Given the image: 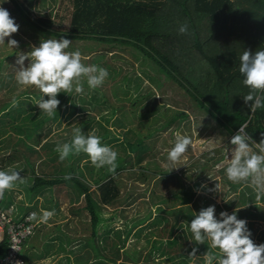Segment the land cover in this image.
<instances>
[{
  "label": "trees",
  "instance_id": "trees-1",
  "mask_svg": "<svg viewBox=\"0 0 264 264\" xmlns=\"http://www.w3.org/2000/svg\"><path fill=\"white\" fill-rule=\"evenodd\" d=\"M27 1L7 0V2L0 4L9 11L11 17L15 18L24 33V37H16L19 42L18 48L27 46L29 51L32 45L38 46L41 39H59L64 36L72 40L68 50L79 49L82 53V62L85 65L102 67L100 60L107 56L127 66L124 68V72L121 70V77L117 80L123 85L125 83L128 85L125 89L122 88V92L127 87L129 89L132 87V90L138 93L135 95L129 93L128 95L130 90H126L125 95H120L118 90H112L109 93V98L112 97L114 102L119 103L110 104V115L105 118L106 122H110V118L115 115V112L123 109L124 101L129 100L130 106L135 111L143 98L150 94L153 95V90L148 91L146 95L139 93L143 78L138 76L135 78L133 75L139 69L148 81L156 85L160 92H168L172 97L178 94H181V97L190 95L188 101L191 102V107L194 109L198 107L201 112L203 111L210 119L215 120L219 127L232 136L239 130L240 125L246 123V132L252 140L258 143L262 138L264 108H259L252 113L248 104L243 101L242 96L249 92V88L243 84L244 77L239 72V57L245 49L252 52L257 49H264V0H73V11L69 16L70 21L67 29H61L60 24L45 15L34 16L30 12ZM181 24H187L188 31L186 34L179 33L178 29ZM117 50H121L122 53H118ZM126 53L130 54L133 59L128 60L124 55ZM6 58V55L0 57V89L6 86L7 90L12 91L17 86V82L15 80L10 83L12 72H6L8 65V62L5 61ZM135 60L139 61V68L135 67ZM111 66L113 63L106 65L110 69L109 76H111V71H115L112 70ZM119 67L122 69V66ZM84 88V94H76L75 92L71 95L63 92L58 94L57 98L60 100V105L53 117H48L34 104L41 93L31 86L23 88L8 99L0 100V112L3 114L5 111L17 120L15 129L19 133L18 140L22 141V138L32 139V143L26 145V151L17 147L19 141L13 143L10 147L14 150L6 165L15 161H22L23 168L32 174V178H30L33 180L32 183L23 188L31 195L28 198L33 201L38 193L44 192L45 187L51 188L56 181L60 180H72L73 186L79 189V194L84 195L86 198L85 209L91 215V230L86 239L92 255L83 259L77 257L78 264H87L91 256L99 258L100 264L107 263V260L111 264H116L117 257L121 255L126 260L117 264H154L150 263L149 260L152 250L158 248L156 241L151 242L150 248L141 258L143 259L141 262H137L140 259L137 250L121 249L130 232L138 224L147 220L152 211L127 220L123 229H113L111 222L115 218V213L106 216L103 209L105 205L109 204H128L129 200H132L134 189L137 186L135 184L136 179L145 181V188H148L152 180L160 183V181L165 182L170 178L177 177L179 181L177 187L179 188H176L177 191L175 190L176 192L173 194L181 197V204L170 208H164L160 205L157 207L164 214H172L174 217L172 231L175 230L177 236L169 243L175 242L178 237H182L184 234H191L185 225L194 218V213H198L201 208L207 207V204L201 205L197 202L189 204L195 194L192 186L182 182L180 175L176 172L173 173V169L169 171V168L164 169L159 165L156 160V151L150 142V137L158 132L159 128H165L170 123H174L176 129L186 119L188 120L189 114L180 112L162 125L149 128L145 134L137 132L135 137L128 138H118L113 128L104 125L102 121H97V126L101 127L102 144L115 143L125 151L129 150L123 155L118 154V166L114 173L109 172L108 168L105 167L103 173L99 178L97 177L98 200L93 196L96 194L95 191L89 192L90 184L87 182L84 173V170L91 172L94 166L88 162L81 166L79 156L70 155L68 162L57 170L58 172L67 171V175H70L71 179H65L66 175H59L58 173L50 177L39 174L36 169L37 160L30 159L31 153L34 152V142L40 143V135L44 132L43 129L46 127L48 130L50 129L51 120L57 118L68 100H71V113L87 109V106L84 105L85 95L90 89L86 83ZM182 88L185 92L180 91ZM103 97L107 98V94L105 93ZM100 98L97 99L100 100ZM109 98L106 99L107 102L110 101ZM31 99L34 101H30ZM13 100L16 101L15 105H13ZM175 104H177L176 101ZM32 107H35L36 110L32 111ZM153 111V108H149L146 110V114L148 115ZM85 121L86 119H83L81 124H84ZM114 122H119L118 117L115 118ZM81 124L78 127H81ZM71 137L72 133L71 136L68 135V137L63 138L69 142ZM57 142L59 141L50 138L41 144L50 148L42 162H45L47 157L52 154L59 156L54 151V145ZM83 155L87 157L86 154ZM203 156L206 159L205 162L201 163V171L223 158L221 155L219 158L211 160L212 158L208 157L207 154H203ZM161 157L167 159V153L162 154ZM142 162H144L142 168L145 170L138 171L139 169L135 167ZM225 168L226 166H223L220 171L224 172ZM124 171L127 172L128 178H131L130 183L128 181L123 183L122 172ZM226 177L223 176V180L233 189L243 185L237 200L239 203L247 204L253 208V211H249L247 216L257 214L264 218V209L253 201L257 197L254 188L247 182L232 183ZM121 188L123 189L121 190ZM11 199L13 198L10 194ZM148 201L151 204L157 203L154 193L149 196ZM11 202L10 204L6 202L5 206H11ZM234 204V200L226 202V207L230 209L229 214L233 212L231 208L235 206ZM18 208L21 210L20 207L13 205L12 212L20 213L22 210L19 211ZM239 212L241 210L237 211L236 214ZM121 215L124 216L123 212ZM156 219H159V216ZM111 232L115 237L120 238L122 233H125V236L120 243L113 242L110 246H103L101 240L106 241ZM28 242L29 240L26 242L25 249ZM199 247L201 249L199 251H218L210 249L207 243H195V248ZM111 254L112 256H110ZM179 263L185 264L186 259L180 260Z\"/></svg>",
  "mask_w": 264,
  "mask_h": 264
},
{
  "label": "rangeland",
  "instance_id": "rangeland-1",
  "mask_svg": "<svg viewBox=\"0 0 264 264\" xmlns=\"http://www.w3.org/2000/svg\"><path fill=\"white\" fill-rule=\"evenodd\" d=\"M72 2L73 0H28L27 4H29L30 12H32L34 16L45 15L60 24L61 29H67L70 21L69 16L73 11ZM17 36L24 37L20 25L18 32L13 34L12 38L18 41L16 38ZM5 42L7 43V38ZM27 49V46L12 49L6 44L0 45V57L7 56L5 59V61L8 62L6 72H12V80L10 83L15 81V61L17 59V53L27 52ZM117 52L122 53L121 50H117ZM124 55L128 60H131L132 56L130 54L126 53ZM100 61L102 62L100 64L107 69L108 73L110 70L106 67L108 64L113 63L111 68L115 71H111V76L108 75L102 86L95 90H89L88 94L85 95L84 105L87 106L86 110H77L71 113V100H68L66 105L62 107L57 118L51 120L49 125L50 129L48 130L47 127L43 129L44 132L40 135V143L37 144L34 142V152L30 155V159L37 160V173L46 175L47 177L55 173L59 175L68 174L67 171H57L68 162V158L60 162L59 156L52 154L47 157L45 162H42L50 148L44 147L41 144L50 138L56 139L61 143L67 142L63 137H68V135L71 136L72 129L78 127L83 119H86V121L84 124H81V130L85 132V134L94 129L97 135L100 136L101 127L97 126V121H102L104 125H108V127L114 129V133L118 135V138H128L135 137L137 132L145 134L149 128L153 126L158 127L178 113L185 112L189 114V118L188 120L186 119L180 127L175 129V124L170 123L165 128H159V131L150 137V142L152 143L153 149L156 151V160L159 165L164 169L170 167L166 166L168 165L167 159L161 156L162 154L165 155L167 150L172 147L176 132L186 134L191 137L192 144L176 165L178 167L173 168V173H178L182 182L192 186L191 188L195 194L189 204H195V202H197L201 205L205 203L207 206L214 205L217 218H220L219 213L221 211H227L228 213L230 211L225 205V200H234L235 206L231 208L233 210L247 205L239 203L237 200L243 185L238 186L236 189L231 188L230 185L223 180V176H226V172L220 171L223 166H226L228 159L227 154L230 156V152L233 149V146L230 144L231 134L219 127L215 120L212 118L210 119V117L203 111L201 112L198 107H196V109L191 107V102L188 101L190 95L181 97V94H178L172 97L168 92H160L156 85L148 81L143 75L144 73L139 69L133 73L135 78L136 76L143 78L142 84L139 87V93L146 95L148 91L153 90V95L150 94L146 96V98H143L135 111H133V108L130 106L129 100L124 101L123 109L115 112V115L110 118V122H106L105 118L110 115V104L119 103L114 102V98H109V93L112 90H118L120 95H123L126 90H130L128 91V95L129 93L135 95L138 92H134L132 87L130 89L127 87V89L122 92V88L124 87L125 89L128 85L126 83L123 85L117 79L121 77V70L124 72V68L127 67L124 63L120 61L116 62L115 59L108 58L107 56ZM25 65H27V60L25 61ZM119 66H122V69H120ZM135 67L139 68V61L137 60H135ZM25 87L26 86H21L17 83V86H15L12 91H9L5 86L0 89V100L10 98ZM31 87L37 89L35 86ZM37 91L39 90L37 89ZM180 91L185 92L183 88ZM105 93L107 94V98L110 99L109 102L106 101L107 98L103 97ZM97 98H100V100ZM102 99L103 101H101ZM30 101L34 100L31 99ZM175 101L177 104H175ZM149 108H153L154 111L147 115L146 110ZM31 110L35 111L36 108L32 107ZM117 117L119 122L115 123L114 120ZM153 120L155 121L151 122ZM16 122L17 120L9 116L7 112L4 111L3 114L0 112V170H7L9 167H18L22 169L21 176L24 182H26L25 184L24 182H17L14 189L6 190L5 201L9 204L10 201H12V205L20 207L22 211L34 210L38 215L42 213V210H55V215L47 223L39 222L35 231L36 237H34V239L31 240V244H28L29 246L26 247L24 253L29 258L30 262L28 264H78L77 257L83 259L92 255L86 239L91 230V215L88 213L87 209H85L86 198L83 194H79V189L73 186L74 183L72 180L56 181L51 188L45 187L43 193H38L34 201L28 198V196L31 195H29L23 187L26 185L30 186L29 184L33 181L30 179L32 178V174L27 169L23 168L22 161H15L12 164L6 165L9 156L12 155L14 150L10 146L19 141L18 130L15 129ZM31 143V138H22V141L17 143V147L22 151H26V145ZM55 146L56 145H54V147ZM108 146H111L120 155L129 152V150L125 151L115 143ZM83 154L84 153H80L77 155L80 158V165L83 166L86 162L91 164L88 156L85 157ZM203 154H207L208 157L212 158L211 160L219 158L221 155H223V158L214 165L201 171V163L205 162L206 159ZM142 164H144V162L137 165L135 168H138V171H144L145 168H142ZM93 168L91 172L84 170V173L87 182L90 184L89 192L95 191L96 194H93V196L98 199L97 180L105 170V167L100 169ZM128 177L127 172H122L123 183H127V181L130 183L131 178L129 179ZM178 182L177 177L170 178L165 182L160 181V183L153 182L152 180L148 188H145L146 182L136 179L135 184H137V186L134 189L132 200H129L128 204L116 203L104 206L103 212L106 216L115 213V218L111 222L113 229H123L126 226L127 220L140 217L152 211L151 216L147 220L138 224L130 232L121 248L129 251L137 250V254L140 256L137 262L143 260L141 258L150 248L151 242L156 241L158 248L152 250L149 260L150 263L177 264L178 262V264H180V260L186 259L185 264H205L203 257L205 252L208 251H199L201 250L200 247L197 248V256L195 258L188 256V253L195 247V242L190 240L192 239L191 234H184L182 237H178L175 242L169 243V241L177 236L174 232L175 230L172 231L174 217L172 214H164V212L159 211L157 207L160 205L164 208H170L181 204V197L174 196L173 194L177 191L176 188H179L177 187L179 185ZM216 185L218 186V190H216ZM122 189L123 188H121V190ZM254 191L257 197L253 199V201L264 209V194L258 195L256 190ZM152 193L155 195L156 204H151L150 201H148ZM10 194L13 198L11 200ZM207 199L208 201H206ZM218 205L219 208H217ZM248 207L247 205V207L241 208V212L236 214L237 218L245 219L249 230L251 226V238L255 243H264V218L257 214L247 216L249 211H253V208ZM121 212H123L124 216L121 215ZM164 215L165 217H163ZM158 216L159 219H156ZM124 236L125 233H122L120 238L118 236L115 237L111 232L106 241L101 240V242L103 246H110L113 242L120 243ZM102 237L104 238V236ZM110 256H112V254ZM89 258L87 264H100L99 258L95 256ZM125 260L123 255H121L117 257L116 264ZM105 264L111 263L107 260Z\"/></svg>",
  "mask_w": 264,
  "mask_h": 264
},
{
  "label": "clouds",
  "instance_id": "clouds-1",
  "mask_svg": "<svg viewBox=\"0 0 264 264\" xmlns=\"http://www.w3.org/2000/svg\"><path fill=\"white\" fill-rule=\"evenodd\" d=\"M5 2L7 0H0V4ZM18 29L19 25L9 11L0 6V45L6 44L9 48L17 49L19 42L12 36ZM178 31L186 34L187 24H181ZM71 43L72 40L64 36L59 39H41L38 46L32 45L29 51L17 53L15 80L21 86H35L40 91L41 95L34 104L48 117L57 113L60 105L58 94H84L85 83L88 89L95 90L103 85L109 75L104 67L85 65L79 49L68 50ZM239 60V72L244 77L243 84L249 88V92L242 96L243 101L254 113L257 109L264 108V49H257L255 52L245 49ZM15 104L16 101L13 100V105ZM246 129V123L240 125L239 130L230 138L233 149L230 156L227 154L226 176L232 183L247 182L258 195L264 194V132L257 143ZM101 141L102 138L97 135L96 130L85 134L81 127H74L71 140L57 142L54 151L59 154L60 162L70 155L84 153L95 168L107 167L109 172L114 173L118 166V152ZM191 144V137L180 132L175 133L174 143L167 150L166 166H170L169 171L178 167L176 165ZM21 171L18 167L0 170V199L4 198L6 190L14 189L17 182H24ZM64 178L71 179V176L66 175ZM244 207L234 209L231 214L221 211L218 219L215 206L209 205L194 213V218L185 225L192 234L191 241L196 244L207 243L210 249L218 250L205 252V264H264V243H255L246 220L237 218V211ZM54 215V209L42 210L40 215L36 212L30 213L28 219L47 223ZM196 252L197 249L193 247L188 256L195 258Z\"/></svg>",
  "mask_w": 264,
  "mask_h": 264
},
{
  "label": "built area",
  "instance_id": "built-area-1",
  "mask_svg": "<svg viewBox=\"0 0 264 264\" xmlns=\"http://www.w3.org/2000/svg\"><path fill=\"white\" fill-rule=\"evenodd\" d=\"M4 198L0 199V264H26L23 251L26 242L33 236L39 221H30L27 212H12L13 205L5 206Z\"/></svg>",
  "mask_w": 264,
  "mask_h": 264
},
{
  "label": "crops",
  "instance_id": "crops-1",
  "mask_svg": "<svg viewBox=\"0 0 264 264\" xmlns=\"http://www.w3.org/2000/svg\"><path fill=\"white\" fill-rule=\"evenodd\" d=\"M21 212H24V211H21ZM34 237H36L35 236V233H34V235L29 239V242H28V244H31V240H33L34 239ZM38 239V238H37ZM28 246V245H27ZM25 252V251H24ZM24 256H25V260H26V264H28L30 261H29V258H27L26 257V255H25V253H24Z\"/></svg>",
  "mask_w": 264,
  "mask_h": 264
}]
</instances>
